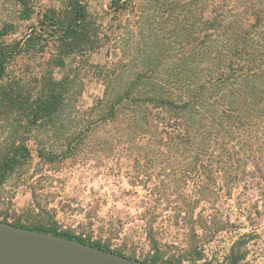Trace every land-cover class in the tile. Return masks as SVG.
<instances>
[{"label":"trees","instance_id":"trees-1","mask_svg":"<svg viewBox=\"0 0 264 264\" xmlns=\"http://www.w3.org/2000/svg\"><path fill=\"white\" fill-rule=\"evenodd\" d=\"M20 1L22 17L31 18L30 0ZM198 1L159 0L154 17H144L142 10L135 31L139 38L129 46L130 66L108 68L103 94L74 116L67 115L73 78L56 71L66 67L67 57L102 46L91 29L88 5L68 0L63 14L49 9L38 27L10 44L4 39L12 25H0V118L15 120L13 136L52 129L65 149L59 154L41 151L49 162L72 157L86 135L99 138L103 131L110 150L129 160V183L145 192L142 208L152 220L169 211L170 223L198 224L201 217L194 220V215L200 202L214 200L221 181L229 187L242 179L247 148L259 152L264 144L251 141L264 128V0ZM135 2L111 0L117 37L125 39L123 16L133 8L136 14ZM47 34L56 52L45 71L32 81L10 79L9 62ZM17 142L15 138L0 158V185L30 157L26 141ZM11 223L124 254L109 243L52 225ZM149 238L154 253L143 261L173 264L152 228ZM244 256L230 264H239Z\"/></svg>","mask_w":264,"mask_h":264},{"label":"rangeland","instance_id":"rangeland-1","mask_svg":"<svg viewBox=\"0 0 264 264\" xmlns=\"http://www.w3.org/2000/svg\"><path fill=\"white\" fill-rule=\"evenodd\" d=\"M67 1L30 0L34 12L31 18H25L20 0H0V25L13 27L4 41H22L49 9L63 14ZM82 1L88 5L91 29L102 46L67 57L66 67L56 71L58 76L68 72L73 78L72 100L67 108L71 116L90 109L103 94V75L108 68L115 64L130 66L133 56L129 46L139 38L135 31L143 19L142 10L144 17L157 14L159 0H135L138 13L134 15L133 8L123 16L121 30L128 28L125 39L116 35L111 0ZM168 1L170 4L172 0ZM199 5L194 9L198 10ZM55 52L56 44L50 36L41 37L40 44L9 62V78L32 81L45 71ZM260 119L264 121V115ZM13 123L15 120L0 118V158L15 138L17 144L26 141L30 157L0 185L1 218L10 223L52 225L60 231L109 243L111 248L140 260L154 253L149 238L152 228L162 250L167 251L165 258L173 257V264H230L243 254L239 264H264V144L259 152L251 153V146L247 148L242 179L229 187L221 181L214 200L200 202L194 220L201 217V222L178 225L170 223L169 211L157 220L144 212L145 192L129 183V160L110 150L106 138H101L103 131L99 138L86 135L72 157L49 162L41 151L59 154L65 149L63 139L47 128L29 134L22 130L13 136ZM257 139L264 142V128H259L258 137L251 141ZM234 165L237 167L239 162Z\"/></svg>","mask_w":264,"mask_h":264},{"label":"water","instance_id":"water-1","mask_svg":"<svg viewBox=\"0 0 264 264\" xmlns=\"http://www.w3.org/2000/svg\"><path fill=\"white\" fill-rule=\"evenodd\" d=\"M0 264H151L55 233L0 221Z\"/></svg>","mask_w":264,"mask_h":264}]
</instances>
